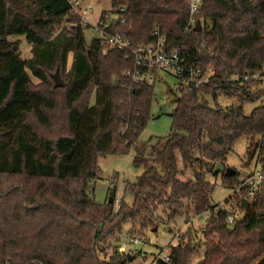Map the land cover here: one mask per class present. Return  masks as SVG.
Listing matches in <instances>:
<instances>
[{
	"label": "trees",
	"instance_id": "trees-1",
	"mask_svg": "<svg viewBox=\"0 0 264 264\" xmlns=\"http://www.w3.org/2000/svg\"><path fill=\"white\" fill-rule=\"evenodd\" d=\"M110 3L113 10L124 7L127 17L111 31L132 46L153 43L158 32L169 51L188 53L214 73L191 91L178 88L169 134L149 157L144 145L135 147L133 165L143 171L124 188L131 201L120 199L114 210L117 176L105 202L89 195L97 160L134 146L150 120L152 85L135 87L124 77L132 62L123 51L103 55L99 37L87 44L86 26L71 16L65 0H0V264H125L130 256L117 248L132 233L212 209L206 175L216 164L224 167L242 136L250 138L247 152L257 154L264 172V103L244 115L242 106L212 108L203 99L221 93L245 102L264 92L250 90L260 77L243 80L263 74L264 0H202V28L190 32L183 30L186 0ZM20 39L30 58L18 53ZM55 69L61 87L52 81ZM187 170L193 171L189 179ZM221 181L233 188L240 178L234 172ZM241 210L244 219L231 228L223 215L211 219L201 232L204 255L196 264H264V192ZM196 249L186 232L171 247L172 263L192 264Z\"/></svg>",
	"mask_w": 264,
	"mask_h": 264
},
{
	"label": "rangeland",
	"instance_id": "rangeland-1",
	"mask_svg": "<svg viewBox=\"0 0 264 264\" xmlns=\"http://www.w3.org/2000/svg\"><path fill=\"white\" fill-rule=\"evenodd\" d=\"M110 1L111 0H93V10L91 14L87 16L88 25L83 29V36L87 44H89L93 38H97L98 34L95 31L94 27L101 13L103 11L106 12V10L110 9ZM18 43V53L20 54V56L26 59L30 58L31 54L29 45L26 44L22 39L18 40ZM70 63L71 54H68L67 65L65 67L67 70H69ZM54 72L55 71H52L50 75H52ZM59 77L60 81L63 84V80L60 74ZM257 78H259V80L253 83L250 87V90L252 92L257 90L258 88H263L264 90V71L260 76L258 73V77H256L255 79ZM32 80L34 83L39 81L35 77H33ZM151 85L153 87L155 97L151 103L150 120L142 130L134 146L131 147L126 154L100 156L97 160L99 173L95 182L93 183V186L88 191L89 195L97 203L105 202L108 197V189L110 186H112V182L114 181L113 178L117 176V180L113 184L116 186L114 210H117L119 206L118 202L120 199L125 202L131 201V195L128 192H124V188L128 183L135 182L136 178L143 171L142 167L136 168L133 165V159L136 156L135 147H138L141 144L144 145V156L149 157V155L151 154L152 146L156 144L157 140L159 138L166 137L170 132L172 124L171 117L176 105L175 99L179 95L177 81L169 74H159ZM203 99L212 108L219 107L225 109L230 107L242 106L244 115H249L251 110L255 106L264 103V92L261 95L253 98L252 100H248L245 102H241L237 96L227 97L221 93H218L215 98L206 95ZM93 101L94 97H92L91 99V104L93 103ZM249 144V137L242 136L238 138L232 145L230 151H228L223 161L224 167L234 170L238 174L240 180L247 175L253 174L259 168L257 164V154L250 157L247 152V147L249 146ZM177 166L179 169H182V162L178 154ZM192 173L193 171L187 170L185 172V177L187 179L191 178ZM222 174L223 172H219L217 174H214L212 172L206 175V181L213 185V190L209 201L212 207L225 202L232 193V188L222 184ZM202 213L196 215L188 221H186L183 216L176 217L174 220L168 221V223L160 224L153 231H146L144 234L140 235L145 238L146 242L140 244H129L128 250H130L132 252V255L134 256L125 264L143 263L144 258L141 257V253H146L148 256H151L152 254H155V252H157L159 248L172 247L179 241H181L185 233L188 231L191 235L192 244L197 247L196 251L191 257V263H198L203 259L204 255V246L201 232L206 228H201V225L204 223V217ZM128 229L129 226L127 223L122 225L123 233H126ZM178 233L182 234V237L179 240L175 238V234ZM132 235L139 236L135 233H132ZM107 242L110 244H114V241L112 239L107 240ZM122 242H125V240H123ZM148 261L149 258L144 262Z\"/></svg>",
	"mask_w": 264,
	"mask_h": 264
},
{
	"label": "built area",
	"instance_id": "built-area-1",
	"mask_svg": "<svg viewBox=\"0 0 264 264\" xmlns=\"http://www.w3.org/2000/svg\"><path fill=\"white\" fill-rule=\"evenodd\" d=\"M65 1L69 5L71 16L76 17L80 25L87 26V16L93 10V0ZM201 6L202 0H186L187 17L183 26L184 32L193 31L198 22L202 28V19L199 16ZM126 20L124 7H120L117 10L110 8L106 12L103 11L101 13L94 29L98 34L97 37L103 42V50L101 52L103 55L108 50H119L124 52L126 60L132 62L131 67L123 74L132 85H135V87L144 84L151 85L159 74H169L174 77L180 90L191 91L195 87L209 82L214 73L213 69H202L191 61L188 53L181 55L177 51H169L165 37L158 32H154L156 37L153 43L132 46L123 33L111 31L113 26L124 24ZM256 77H258V73L251 76L245 75L243 80L255 79ZM131 84H126L125 86L131 88ZM260 192H264V172L258 168L257 171L245 176L232 188L231 196L225 202L215 205L211 210H206L202 213L204 223L201 228L205 229L211 219H217L219 215L225 217L228 227H233L242 213L240 199H245L249 204ZM181 237L182 234H175L177 240ZM144 242L146 240L143 236L132 235L125 242H121L117 250L119 253L126 252L127 256L132 259L134 255L127 252L129 244ZM170 253L171 247L159 248L151 256L141 253L140 255L144 258V261L148 258L149 261H143V263L139 264H173Z\"/></svg>",
	"mask_w": 264,
	"mask_h": 264
},
{
	"label": "water",
	"instance_id": "water-1",
	"mask_svg": "<svg viewBox=\"0 0 264 264\" xmlns=\"http://www.w3.org/2000/svg\"><path fill=\"white\" fill-rule=\"evenodd\" d=\"M195 31H200L201 30V24L198 22L194 28ZM15 49V47H13ZM51 78L54 82V86L55 87H61L62 86V82L60 81V77L58 74V69L55 70V72L51 75ZM113 85L116 86L117 85V79L113 80ZM219 172H223V175L226 177H230L235 171L229 168H225L220 164H216L214 169H213V173L217 174ZM240 205L241 207H245L247 205V201L243 198L240 199ZM245 214L242 212L241 215L238 218V221H241L244 219ZM130 259V258H129Z\"/></svg>",
	"mask_w": 264,
	"mask_h": 264
}]
</instances>
